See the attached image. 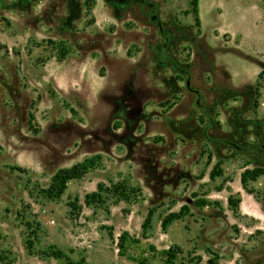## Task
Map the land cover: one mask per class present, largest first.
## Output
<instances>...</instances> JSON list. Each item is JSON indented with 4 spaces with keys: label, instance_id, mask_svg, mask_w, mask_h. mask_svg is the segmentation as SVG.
<instances>
[{
    "label": "rangeland",
    "instance_id": "rangeland-1",
    "mask_svg": "<svg viewBox=\"0 0 264 264\" xmlns=\"http://www.w3.org/2000/svg\"><path fill=\"white\" fill-rule=\"evenodd\" d=\"M255 169L262 0H0V264H264Z\"/></svg>",
    "mask_w": 264,
    "mask_h": 264
},
{
    "label": "trees",
    "instance_id": "trees-1",
    "mask_svg": "<svg viewBox=\"0 0 264 264\" xmlns=\"http://www.w3.org/2000/svg\"><path fill=\"white\" fill-rule=\"evenodd\" d=\"M264 3V0H262ZM191 5L194 8V11L196 13L197 8V0H191ZM196 23L198 24L197 20ZM92 165L91 161H85L82 164L73 166L69 170H61L58 171L53 177L51 181V187L48 191L43 192L45 197L47 198H57L60 195H62L63 191L65 190L66 183L73 179H78L82 177L86 171L87 168ZM264 172L262 170H252V171H245L243 175L241 176V183L244 186L247 179H254L255 177L263 174ZM105 192H111L110 196L114 198V203H118L120 201H129V200H135L136 197H138L139 190L135 188H129L127 186H124L122 184H111L110 188L107 189L103 184L97 185V191L93 192L91 194H87L84 197V203L87 206L90 205H98L101 202H104L106 193ZM231 201V200H230ZM233 203V202H231ZM29 249H31V242L28 244ZM47 257H52L54 259H63L65 261V264H73L69 260L65 258L63 254H61L59 251L51 250Z\"/></svg>",
    "mask_w": 264,
    "mask_h": 264
}]
</instances>
